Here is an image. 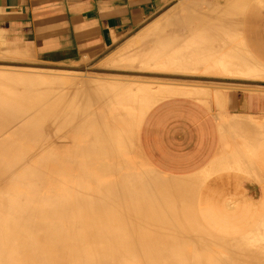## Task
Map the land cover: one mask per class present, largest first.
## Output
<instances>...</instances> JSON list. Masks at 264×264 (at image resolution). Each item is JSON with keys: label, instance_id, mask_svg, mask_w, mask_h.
I'll list each match as a JSON object with an SVG mask.
<instances>
[{"label": "bare ground", "instance_id": "1", "mask_svg": "<svg viewBox=\"0 0 264 264\" xmlns=\"http://www.w3.org/2000/svg\"><path fill=\"white\" fill-rule=\"evenodd\" d=\"M244 3L240 0L233 8L235 25ZM207 28L198 37L189 36L196 54L190 55L186 67L207 65L254 78V70L242 66L236 53L223 44H230L229 39L222 43L220 38L218 51L228 47L231 56L207 44L214 29ZM133 58L132 52L125 56L129 65L137 62ZM2 66L0 264H264V205L252 230L238 236L213 233L195 214L201 183L209 172L158 178L141 172L127 157L131 145L125 140L124 126L137 131L155 101L190 95L192 89L159 86L154 90L136 80H72L56 73L50 77L30 72L42 68L34 63H25L24 72L13 65ZM153 92H157L154 97ZM138 104L140 109L133 112ZM242 119L235 121L238 128L252 129ZM249 137L250 159L238 160L233 167L256 176L257 170L264 169L254 168L253 163H264V127L253 135L249 132ZM254 154L256 160L251 158Z\"/></svg>", "mask_w": 264, "mask_h": 264}, {"label": "crops", "instance_id": "2", "mask_svg": "<svg viewBox=\"0 0 264 264\" xmlns=\"http://www.w3.org/2000/svg\"><path fill=\"white\" fill-rule=\"evenodd\" d=\"M177 1L181 2L182 0H0V43H5L12 47H26L44 61H74L84 56H92L105 51L117 41L139 29L157 12L163 13L169 7L176 6L178 4ZM233 1L208 0V2H211L209 4L215 3L216 5H227L228 2H230L231 6L228 4L230 7L228 6V8L226 7L227 9L225 8V11H222L226 13L230 8L228 10L229 12H227L229 18L235 17L236 11L234 12V10H236V3L240 0ZM208 2L207 0H202V3L207 6ZM232 2L233 4L235 3V6ZM193 7L194 6H185V10L189 12L186 21L192 18H194V21L200 18L202 19L203 17L206 19V21L204 18L202 19L203 21L201 19L197 21L198 30L196 32L189 33L187 39L185 38L181 43L179 41L174 45V41L164 38L162 40L156 39V36L159 35L158 31L161 26L158 25V23L155 27L145 29L142 33V39L153 41V45L148 49L143 48V51L140 53L132 52V56L134 57L133 60L137 62L131 66L142 65L143 67H147L153 61L156 66L173 68L177 72L202 71L218 74H221V72L229 75L232 74L231 71L229 72L207 65L203 67H186V61L189 57L191 58L190 55L196 54L195 51L190 48L192 38L195 35L198 37L203 31L202 28L206 30L207 25H209L210 27L207 29H214H212L213 32H211L212 30H208L211 32L210 36L208 35L206 38L208 45L216 46L213 49L218 51L219 45H221L219 42H221V40L222 43L224 41L228 42L226 40L229 39L231 42H229L230 44H223L225 46L228 45L230 47L229 50L231 49V52L236 53L235 47L231 44L234 45V43H232L234 41L232 40L238 38L248 58L252 62L255 61L258 67L264 69V65L254 60L240 40L238 32L239 23L235 25V20H232V18L227 19L228 15L227 17L220 15L221 18H225L224 20L222 18L223 21H220V17H218V13H216L219 10L216 11L215 8L210 9L212 14L215 12V15L207 16V12L203 13V11ZM173 11L166 14L163 21L164 23H169L170 25L176 24V26L179 27L188 25L185 21L183 22L175 11ZM231 11L232 13H230ZM241 12L242 10L240 14ZM172 18L174 19L172 20ZM196 18L198 19L195 20ZM207 19H211L210 22ZM226 19L229 22L226 23ZM168 20L170 22H168ZM204 21L205 23H203ZM211 21L213 24L210 25L209 23H211ZM221 22L226 23V25H222ZM184 23L186 24L184 25ZM216 24L220 26L218 29ZM213 25L214 27H211ZM223 26H229L228 29H231V32H229L231 35L227 32V27L225 28L226 32L221 31L224 30ZM200 28L202 31H200ZM217 30L221 32H216ZM208 31L203 32V34H208ZM189 36L193 37L191 38ZM138 37H141V35ZM171 43L173 44L171 45ZM223 49H225L226 53L230 56L233 54L229 53L228 47ZM232 49L234 51H232ZM14 51L17 50L13 49V51L10 52L13 53ZM220 51L218 52L220 53ZM233 58L236 59L235 57ZM143 59L147 60L146 64L141 62ZM162 76L178 77L181 75L168 74ZM182 86L184 87V85ZM187 89H192L190 95H171L161 101L155 102L145 112L140 126H138L137 145L141 155L155 170L174 177L189 176L192 174L196 175L203 171L209 172L210 174L212 170L219 169L239 170L233 167L236 162L238 160L244 161L250 159L249 153H252L250 152V147H248V142H250L249 138H251L249 137V132L250 135H253V131H256L259 127H264V92L231 90L226 94V98L224 97L225 101L223 107L219 109L213 106H207L200 100L192 97L202 96L204 92L193 89L192 87H187ZM218 98L223 100L221 94H218ZM239 118L240 120L241 118H245L242 119V123H246V121L248 123L249 121L250 125L248 127L252 129L249 128L250 130H246L248 131L246 133V131L244 132L245 125L238 128L235 121ZM243 120H245V122ZM236 134H239V136L243 134L244 140L241 139L243 148H235L228 153L223 152L219 155L221 139H223V137H229V140H233L237 137ZM253 163L255 164L258 162ZM208 166L209 168H206ZM246 176L247 177L239 176L238 178H256L257 180L260 178L258 175L252 176L248 173ZM250 184L253 185L251 191H255L259 188L256 182H250ZM202 189L203 187L199 190L197 198L205 196L207 190L206 188H204V190ZM254 193L255 192H253V194ZM244 201L247 210H261L262 214L264 187H262V197L259 201H255L254 198ZM200 218L211 232L219 235L238 236L248 232L246 231L233 235L223 234L217 229L214 230V228L217 227L216 224L212 226L208 224L204 218ZM215 218L224 222L222 224L227 228L231 226L232 228L239 229L238 227L241 226V219L244 220V218L247 217L236 212L233 215ZM255 224L256 223H254V225Z\"/></svg>", "mask_w": 264, "mask_h": 264}, {"label": "rangeland", "instance_id": "3", "mask_svg": "<svg viewBox=\"0 0 264 264\" xmlns=\"http://www.w3.org/2000/svg\"><path fill=\"white\" fill-rule=\"evenodd\" d=\"M177 2L178 4L176 6L169 7L165 12L163 13L157 12L153 17L147 20L139 29L125 36L123 39L117 41L113 46L107 48L105 51H102L92 56H84L74 61H66V62L44 61L38 58L31 50L27 49L26 47H20V46L12 47L5 43H0V64L2 63L0 65V68L2 65L5 66L8 65V67L13 65L11 66L12 68L16 67L18 71L24 72L22 71L23 70L22 66H25V63L26 64L34 63L35 65H39L42 68L31 69L34 71H30V72L44 76H50V77L54 75L52 73H56L61 77L69 78L72 80L81 79L84 77H85L84 79L88 78L89 80L99 79L102 77L104 81L107 82L116 81V83H123V82L126 83L124 79L136 80L139 81L140 83L147 82L148 87H151L154 90L159 86L181 88L183 87L182 85H184L183 88L185 89H187V87H192L193 89H197L201 92H204L202 96H192L193 98L200 100L207 106H213L219 109L223 107L226 94L231 90L264 92V69L258 67L254 62H252L248 58L238 38H235L233 42L234 47H236L234 48L235 52L237 51L236 52L237 60L241 62L242 66L246 68H250V70H254V72L257 75L252 79H248V78L244 79V76L241 75L240 76L236 74L229 75L222 72L221 74L202 72V71H196V72L188 71L185 73L177 72L173 68H162L161 66H156V64L153 61L147 67H143L142 65H138V66L129 65L128 61L125 59V56L127 54L131 52L140 53L141 51H143V48L148 49L151 48L153 45L152 43L153 41L142 39L143 38L142 33L144 32L145 29L155 27V25L158 23V25L161 26L159 31L156 29L159 32V35L156 36V39L162 40L164 38L167 40H171L174 41L173 43L174 45H176L175 43L179 41L181 43L183 39L185 38L187 39L188 37L187 35L189 33L196 31L198 29L197 21H194L193 19L186 21L185 18H187L188 12L183 9L185 8L184 6H194L197 10L207 12L206 13L207 16L209 15L214 16L215 13L212 14V12H210V9H213L215 7L216 11L219 10L220 12H222L225 10H221V9L226 8L227 5L230 3L228 2L227 5H216L215 3H213L211 5L209 4L211 2H208L207 0L208 2V6H207L204 3H202V0H182L181 2L180 1ZM262 2H264V0H248V1L246 0V4L244 3L245 5H243V10L240 14L241 17L239 21L238 32H239V38L243 42L245 48H247L249 54L254 58V60L264 65V3ZM173 10L175 11L176 14L180 16V18L183 21H185L187 24L189 23L188 25L184 26V29L183 26L179 27L176 26V24L170 25L169 23L166 24L163 22L166 17V14ZM224 15L227 16V13H224ZM173 19L174 18H172V20ZM168 22L170 21L168 20ZM139 35H141V37H138ZM173 43H171V45ZM13 49L20 51L19 52L14 51L13 53L15 54H13L11 53ZM45 65L74 67V68H77V66L78 67L85 66V67H90L91 69H87V70L85 69L86 71L84 69L55 70L54 68L51 69L48 67H44ZM5 66H2V69ZM25 70H29V69H25ZM132 70L142 72V74L132 75V76L131 74H128L129 75L128 76L127 73H125L127 71L131 72ZM168 74H177L181 76L178 77L162 76ZM110 78L113 80L110 81ZM118 79L124 81L121 82ZM156 93L157 92H153V95L151 94V96L152 97H154V95L156 96ZM218 94H221L223 96V100L218 98ZM170 96L171 95L165 96L163 98L158 99L155 102L161 101L164 98ZM139 109L140 106L138 104L133 109V112L136 111L138 112ZM220 123H221V119H220ZM132 130L133 129L131 126H128L127 129L124 126V131L126 132L124 134L125 140L128 141L131 145L129 155H127V157L129 156V159L135 160V163H137L136 165L139 168V170L145 174H149L151 176L164 178V179H176L177 177L165 175L155 170L145 161L137 145L139 127L135 132H133ZM236 135L237 137H235L233 140L232 139L229 140V137H223V139H221L222 141H221L219 155L222 154L223 152L228 153L235 148H240V149L243 148L241 141V139H243V134H241L240 136L239 134ZM252 158L256 160L257 155L256 154L252 155ZM262 166H264V163L262 162L260 163L259 161L258 163H255L254 168L257 169L259 167L258 169H260V167ZM206 168H209V166ZM244 171L245 170H235V169L212 170V172L205 179V181L203 180L204 183H201L202 184L201 187H203L202 190L206 188L207 191L204 197L197 198V202L195 203V208H196L195 214L197 216L204 218V220L208 224H211L212 226L216 224L217 227L214 228V230L217 229L223 234L233 235V234L243 233L252 230L254 223L260 222L257 221L258 219L260 220L259 215L261 214V210H257V209L247 210L245 208L246 204L244 200L254 198L255 201H259L262 197V187H264V181H259L256 178L239 179L238 178L239 176L247 177L246 176L247 172ZM259 171L260 172L264 171V169L261 168V170H257L258 174H260V177L264 178V174H262L264 172L260 173ZM189 176H183V178ZM250 182L258 183L259 188L256 189L255 191H251L253 185L250 184ZM253 192L255 193L253 194ZM236 212L240 213V215H244V217H247L244 218V220L241 219V226L238 227L239 229L232 228L231 226H228L227 228L222 224L224 222H222L220 219L217 220L215 218L219 216L233 215Z\"/></svg>", "mask_w": 264, "mask_h": 264}, {"label": "water", "instance_id": "4", "mask_svg": "<svg viewBox=\"0 0 264 264\" xmlns=\"http://www.w3.org/2000/svg\"><path fill=\"white\" fill-rule=\"evenodd\" d=\"M37 66H39V65H37ZM45 67H48V68H57V69H70V67H63V66H45ZM84 68L85 67H77V68H71V69L83 70Z\"/></svg>", "mask_w": 264, "mask_h": 264}]
</instances>
